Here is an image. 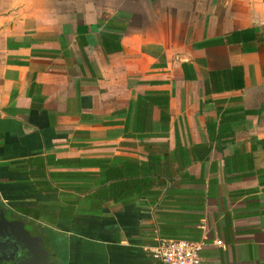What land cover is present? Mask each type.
<instances>
[{
	"label": "crops",
	"instance_id": "crops-1",
	"mask_svg": "<svg viewBox=\"0 0 264 264\" xmlns=\"http://www.w3.org/2000/svg\"><path fill=\"white\" fill-rule=\"evenodd\" d=\"M152 95L170 117L135 132ZM151 155L158 195L111 197L108 165ZM0 207L51 264H161L180 239L264 264V0H0Z\"/></svg>",
	"mask_w": 264,
	"mask_h": 264
},
{
	"label": "trees",
	"instance_id": "trees-1",
	"mask_svg": "<svg viewBox=\"0 0 264 264\" xmlns=\"http://www.w3.org/2000/svg\"><path fill=\"white\" fill-rule=\"evenodd\" d=\"M137 101L135 132H138L140 129H147L146 125L144 127L142 125L146 124L145 121L151 117L154 107L161 109L163 121L169 119V98L167 96H145L139 98ZM171 159L166 157V160L163 161L160 156L151 155L143 163L137 160H128L121 167L108 165L107 182L119 181L115 185V188L109 189L110 196L120 199L121 197L135 194L150 197L158 195L153 194L157 192L154 191L153 186L159 185L162 187L173 177L170 169ZM102 168H105V164L102 165ZM121 168H123V173L121 172ZM122 176L124 177L123 187L121 184ZM105 182L103 180V183ZM115 194H118V197H115Z\"/></svg>",
	"mask_w": 264,
	"mask_h": 264
},
{
	"label": "water",
	"instance_id": "water-1",
	"mask_svg": "<svg viewBox=\"0 0 264 264\" xmlns=\"http://www.w3.org/2000/svg\"><path fill=\"white\" fill-rule=\"evenodd\" d=\"M0 264H51L45 243L0 207Z\"/></svg>",
	"mask_w": 264,
	"mask_h": 264
},
{
	"label": "built area",
	"instance_id": "built-area-1",
	"mask_svg": "<svg viewBox=\"0 0 264 264\" xmlns=\"http://www.w3.org/2000/svg\"><path fill=\"white\" fill-rule=\"evenodd\" d=\"M201 249L200 242L180 239L159 240L149 251L161 264H203L200 258Z\"/></svg>",
	"mask_w": 264,
	"mask_h": 264
}]
</instances>
